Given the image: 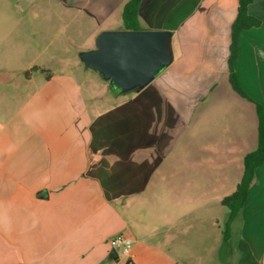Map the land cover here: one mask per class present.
I'll return each instance as SVG.
<instances>
[{"label": "crops", "instance_id": "crops-1", "mask_svg": "<svg viewBox=\"0 0 264 264\" xmlns=\"http://www.w3.org/2000/svg\"><path fill=\"white\" fill-rule=\"evenodd\" d=\"M128 1L0 3V264H117L109 240L119 234L134 240L136 264H193L201 240L202 262L234 255L218 216L258 146L264 0L248 7L261 25L239 35L247 97L229 80L238 0H142L134 30L171 32L172 62L113 102L79 54L102 31L130 30ZM160 193L173 209L161 218ZM198 204L215 209L204 227L191 210L176 214ZM237 221L234 264H264V162Z\"/></svg>", "mask_w": 264, "mask_h": 264}, {"label": "water", "instance_id": "water-1", "mask_svg": "<svg viewBox=\"0 0 264 264\" xmlns=\"http://www.w3.org/2000/svg\"><path fill=\"white\" fill-rule=\"evenodd\" d=\"M172 33L160 30H105L95 48L80 52L86 68L122 93L139 91L172 62ZM117 252L112 250L111 257Z\"/></svg>", "mask_w": 264, "mask_h": 264}, {"label": "trees", "instance_id": "trees-1", "mask_svg": "<svg viewBox=\"0 0 264 264\" xmlns=\"http://www.w3.org/2000/svg\"><path fill=\"white\" fill-rule=\"evenodd\" d=\"M142 0H129L123 11L124 24L127 29H137L138 24V10ZM253 0H238L237 17L232 25V44L231 54L229 58V80L233 89L242 96H246L244 89L241 86L240 80L235 72V62L239 53V35L245 29L258 27L261 21L249 15L248 7ZM258 106L259 115V138L257 149L244 158V174L241 181L238 183L236 190L226 196L222 204L229 209V219L227 222L226 235H228L229 225L237 220L244 203L248 197L249 189L255 178L257 168L264 162V109Z\"/></svg>", "mask_w": 264, "mask_h": 264}, {"label": "rangeland", "instance_id": "rangeland-1", "mask_svg": "<svg viewBox=\"0 0 264 264\" xmlns=\"http://www.w3.org/2000/svg\"><path fill=\"white\" fill-rule=\"evenodd\" d=\"M11 2H12V0H0V3L2 4L1 6L3 8L9 7V6L11 7V5H10ZM52 18H56V17H52ZM27 19L28 18H26L23 21L24 22L23 24L29 25V22H26ZM46 19H47V17L41 16V17L38 18V20L35 19L34 23L37 24L38 27H40L41 26L40 24L45 23ZM51 23H53V21ZM32 53L33 52H31V54ZM26 55H27V57L30 56L29 54H26ZM70 57H72V55ZM77 74H78V77L80 78V80L82 81V83L84 84L85 88L87 89L88 88V81L85 79L86 75L84 73H81V72H78ZM89 74H91V75L93 74L96 77H97V75H99V77L101 76V74L99 72H97L95 70H92V69H90ZM92 82H93L94 85H96V83H98V79H93ZM106 83H109V82H106ZM110 89L112 90L113 96H115V97H113L115 99L112 98L113 102L116 101V100H117V102H119L120 101L119 98L121 97V95H124V93H122L120 90H118L116 88H113L111 86H110ZM130 93L133 94V91L132 92H128L126 94L129 95ZM133 110H134V119H135V116H136V119L138 120V117H137L138 112H141L142 114H144L143 111H138V108L135 107V106H133ZM171 196H172V193H160V199L162 200L161 202L166 203L165 206H163V207H161L159 209V213H157V216H160V218L164 214L171 215L173 213V209L170 207V201L172 200ZM181 203L182 204H184V203L188 204V201L182 199ZM160 206H162V205H160ZM174 210L176 211L178 209H174ZM189 210H191V212L193 213L192 215H195L198 218V221L202 222V223L197 224V226L198 227H201V226L204 227V226H206L208 224V221H209L210 217L213 215L212 213H213V211L215 209L213 207H208L205 204H198L195 209L194 208H191V209H189V208H181V209L178 210V213H176V214H179V213L183 214L185 211H186L185 213H187ZM153 212H154L153 209H150L148 211V215L152 216ZM140 213L143 216H147V209L143 208L140 211ZM220 213L221 214H219L218 217L220 219V222H221V225H222L224 231H226L227 226H226L225 222H226V215L228 217V214H229V209L227 207H224V208H222ZM237 223H238V221L235 220V222H233L231 225H229V230L227 232L228 235H229L228 249L230 251L232 250L234 252L233 256L230 255L228 264H234V259L236 258V256H235V254H236L235 253L236 252L235 247H236V244H237V234H238ZM214 233H216V232H214ZM205 250H208V249H205L204 241L203 240L198 241L197 247H196V253L198 254V256H195L196 258L193 260V264H208V263H206L204 261L202 262L200 260V258L202 259L204 257V251Z\"/></svg>", "mask_w": 264, "mask_h": 264}, {"label": "built area", "instance_id": "built-area-1", "mask_svg": "<svg viewBox=\"0 0 264 264\" xmlns=\"http://www.w3.org/2000/svg\"><path fill=\"white\" fill-rule=\"evenodd\" d=\"M112 250H116L115 261L117 264H136L132 249L134 240L125 235L119 234L109 240Z\"/></svg>", "mask_w": 264, "mask_h": 264}]
</instances>
